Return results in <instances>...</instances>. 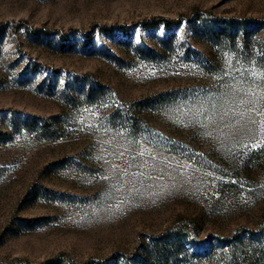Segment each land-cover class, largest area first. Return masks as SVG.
Wrapping results in <instances>:
<instances>
[{"label": "rangeland", "instance_id": "1", "mask_svg": "<svg viewBox=\"0 0 264 264\" xmlns=\"http://www.w3.org/2000/svg\"><path fill=\"white\" fill-rule=\"evenodd\" d=\"M260 229L264 0H0V264H264Z\"/></svg>", "mask_w": 264, "mask_h": 264}, {"label": "trees", "instance_id": "2", "mask_svg": "<svg viewBox=\"0 0 264 264\" xmlns=\"http://www.w3.org/2000/svg\"><path fill=\"white\" fill-rule=\"evenodd\" d=\"M165 20H166V22L168 24H170L172 22L171 19H165ZM243 21H245V20H233L232 21L233 22L232 26H235V28L237 30H239L238 28L240 26H242L241 28H243L245 25H247V28L244 30V34L247 37V35H249V31H250V29H248L249 28V24L247 23V21H245L246 24L244 25ZM250 23H252V22H250ZM219 26L220 27H224L223 25H220V23H219ZM263 231H264L263 229H260V232H263ZM252 235L253 236H251L250 239H248L247 237H245V238H243V237L229 238V237H226V236H219L218 237V241L220 242V244H225V245L230 244V246H229V248L227 250V252L229 253L228 261H226L227 264H254L250 260V257L247 255V252L249 251V249L254 244V242H253L254 241V235H257V234H252ZM63 255L66 256L65 254L62 253V256ZM210 255H212V254H210ZM210 255H208V256H210ZM60 258H61V255H58L56 257H52V258H50L48 260V263H50V262L51 263H55V262L59 261Z\"/></svg>", "mask_w": 264, "mask_h": 264}]
</instances>
